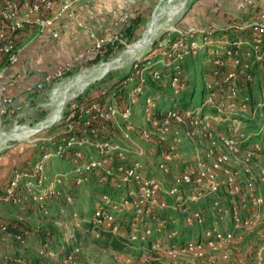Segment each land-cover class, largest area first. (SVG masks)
I'll use <instances>...</instances> for the list:
<instances>
[{
	"label": "built area",
	"instance_id": "obj_1",
	"mask_svg": "<svg viewBox=\"0 0 264 264\" xmlns=\"http://www.w3.org/2000/svg\"><path fill=\"white\" fill-rule=\"evenodd\" d=\"M80 1L63 0L58 13L50 15L55 0H0V64L16 62L17 35L28 27L37 35L46 34L60 47L54 22L64 13L73 17L72 6ZM243 2L246 7L252 6V0ZM127 23V16H122L120 24ZM229 31L236 36L228 38L225 34ZM104 41L93 38L91 50L99 52ZM154 50V61L148 55L143 67L138 62L132 64L124 80L132 86L122 101L114 92L111 100L83 98L68 114L52 121L49 126L56 125L57 134L42 140L53 147L52 151L40 144L36 162L27 170L11 172L0 204L19 210L33 206L46 215V204L57 198L66 182L76 190L94 179L107 191L96 196L89 218L70 215L78 231L81 224L89 225L88 231H82L93 239H100V232L124 237L128 246H139L144 262L151 255H160L172 260L189 258L201 264H244L239 254L233 253L244 238L253 235L260 246L252 264H264L263 198L258 192L264 184V170L255 162L262 141L259 136L264 132V100L261 95L254 102L247 93L254 80L253 69L264 72V10L251 13L247 21L234 19L223 29L171 28L155 42ZM200 53L209 56L211 68L202 80L198 105L160 109L158 95H144L143 73L156 83L162 71L168 73L171 93H181L185 89L182 64ZM81 58L78 55L72 62ZM69 68L70 63H66L43 81L48 83ZM141 96V126H134L131 108ZM10 98L6 86L0 85V116L6 113ZM256 117L258 127L252 132L229 124L237 118L252 121ZM116 118L122 124L120 128L114 126L121 139H100L102 134L114 136L107 126ZM220 123L224 129L217 131L218 126L212 124ZM140 143L153 147L142 149ZM185 145L189 148L187 155L182 151ZM86 147L92 152L84 153ZM52 157L68 158L71 167L46 178L43 168ZM65 201L69 202V197ZM168 210L181 216L182 228H195L196 235L188 240L179 238L176 218L160 216ZM220 224L226 229H220ZM4 231L0 223V233ZM157 233L159 237L153 238ZM10 237L17 244H25L19 236ZM39 248L40 259L50 264L54 252L45 244ZM9 263L22 264L12 257Z\"/></svg>",
	"mask_w": 264,
	"mask_h": 264
},
{
	"label": "rangeland",
	"instance_id": "obj_2",
	"mask_svg": "<svg viewBox=\"0 0 264 264\" xmlns=\"http://www.w3.org/2000/svg\"><path fill=\"white\" fill-rule=\"evenodd\" d=\"M162 1L144 0V5L141 2L137 3L135 1L133 10L126 12L128 23L115 30L113 27L108 26V23L111 24L110 22H106L103 19L102 25L104 30L101 35L99 34L100 37H96L105 40L99 52L91 50V43L87 47V50L82 51L84 57L72 62L73 58L81 54L80 52H75L76 55L68 62L70 63L69 70L64 72L60 77H55L48 83L43 81L44 77L34 78L33 81L27 83L33 84L31 88L29 85L25 87V89L30 88V91L23 89L18 96L10 98L11 102L5 107L6 113L0 116V137L2 138L0 141V160L9 157V155L12 157L8 151L14 148L13 154H16L18 157L22 155V159L19 163H14V165L10 166V170L6 176L0 174V194L5 188L12 171L27 170L39 159L40 144H43L47 150L52 151L53 147L45 144L42 140L57 134V126H49L53 120H56L58 116L63 117V115L68 114L71 109L83 101V98L91 99L99 97L111 100V92H116V96L122 98L132 86L131 83H124V80L131 73L132 64L138 62L140 67H143L144 61L148 59V55L151 59L150 61H154L156 59L153 58L155 54V42L161 40L164 34L171 28L183 29L187 26L192 6L201 0H175L173 3L171 2L169 9L159 21L160 29L154 33L149 43L137 51L129 52L132 47L138 45L147 25L150 23ZM240 12L244 13L245 16L243 17V21H247L251 16L250 10L246 12L242 9ZM119 13L122 14L123 12L120 11ZM237 21L240 22L236 19ZM222 33H216L215 36H220ZM225 35L228 38L236 36L231 31L226 32ZM117 58H120L121 62L114 65L104 76L87 82L85 86H77L76 89L66 90L69 83L76 81L77 78L86 74H93L95 69ZM210 68V58L206 54L200 53L192 58H186L182 64L181 74L185 83V89L175 95L171 93L167 85V72L162 71L161 74L163 76L160 82L156 83L150 81L146 73H143L145 77L144 95H158L156 104L160 109L173 107L183 109L187 106L198 105L203 93L202 80ZM55 71L48 72L47 75L52 76ZM253 75L254 80L248 88L247 93L251 95L254 102L261 95L264 100V72L253 69ZM54 91H57V93H54ZM65 91L67 99L62 105H59V101L66 96L62 94ZM143 98V96L137 98L136 103L131 108L132 116L130 120L134 126H141ZM237 119L235 122L231 121L232 123L230 122L229 124L243 126L248 132H252V130L258 127L259 120L257 117L252 121L242 118ZM113 123V125L109 124L107 128H109V132L111 130L114 136L102 134L99 136L100 139H121L118 129L114 126L120 128L122 124L118 118ZM223 124H227V122ZM223 124L212 125L218 126L217 131H222L224 129L222 127L224 126ZM46 126L49 127L45 128ZM132 137L135 141L134 134H132ZM25 138H27L28 142ZM259 139L262 141L255 162L257 166H260L264 170V132L259 136ZM140 144L142 145V149L151 150L153 147L151 143ZM187 149L189 148L186 145L182 147L185 155L188 153ZM87 152H92V150L86 147L84 153ZM70 167L68 158L58 159L52 157L46 161L43 173L46 178H49L53 174L67 171ZM105 191H107L106 188L98 186L94 179L76 190L71 187L69 182H66L60 189L57 198L52 199L50 203L46 204V215L39 213L33 206L25 205L22 210H19L12 205L0 204V223L19 222L21 227L28 232L27 240L23 245L17 244L10 236L0 233V264H10L9 258L14 255H21L25 264H33L32 261L37 262L40 260L38 251L41 243L33 236L35 231L52 235L55 238L54 248H51L54 252V258L50 261V264H201L189 258L172 260L160 255H151L144 262L141 259L138 245L130 247L126 243L122 250L114 251L104 245L103 239H93L90 234L84 233L82 229L78 231L70 221L71 213H76L79 218L88 219L92 213L96 196ZM258 192L263 198L262 214L264 216V184L259 188ZM66 197H69V202L65 201ZM160 216H174L176 218V228L180 234L179 238L183 240L191 239L197 233L195 228H182L181 216L172 211H164ZM119 221L121 222L122 220ZM219 227L222 230L226 229L225 224H220ZM158 235V233L155 234L153 238L159 237ZM160 240L162 239L160 238ZM164 243L166 244V242ZM259 246L260 241L253 238V235H249L242 244L236 246L233 255L239 254L240 258L244 260V264H252L253 256Z\"/></svg>",
	"mask_w": 264,
	"mask_h": 264
},
{
	"label": "crops",
	"instance_id": "obj_3",
	"mask_svg": "<svg viewBox=\"0 0 264 264\" xmlns=\"http://www.w3.org/2000/svg\"><path fill=\"white\" fill-rule=\"evenodd\" d=\"M62 1L55 0L50 15L58 13ZM135 1L144 5V0H82L74 3L72 6L73 17L68 18L64 13L58 16L54 22L60 33V47L46 34L37 35L34 28H25L17 35L16 62L13 65L0 64V70L3 72V80L0 85L6 86L11 98L16 97L28 85L31 88L33 84L27 83L33 81L34 78L45 77L48 72H53L71 61V58L76 55L75 52H80L79 55L84 57L82 51L87 50L93 38L100 37L103 32V19L111 23H108L109 27L117 29L122 26L120 24L122 16L128 18L126 12L133 10ZM118 8L120 9L118 10ZM242 9L246 12L250 10L251 13L264 10V0H252L250 7H246L243 0H201L192 6L189 23L183 29L208 26L218 29L226 28L234 19L243 21L245 16L240 12ZM120 11L123 13L120 14ZM76 23H80L81 27H77ZM30 88L25 90L30 91ZM14 150L15 148L8 151L12 157L9 155V157L0 160V174L6 176L10 166L21 161L22 155L16 156L12 152Z\"/></svg>",
	"mask_w": 264,
	"mask_h": 264
},
{
	"label": "trees",
	"instance_id": "obj_4",
	"mask_svg": "<svg viewBox=\"0 0 264 264\" xmlns=\"http://www.w3.org/2000/svg\"><path fill=\"white\" fill-rule=\"evenodd\" d=\"M114 95L115 96L117 95L116 92H114ZM248 95L251 97V95L249 93H248ZM123 96H122V98H120L119 96H116V97L118 100L122 101ZM1 193H2V191H1ZM1 223L3 224V226L5 228V231H4L5 234H7L9 236H19L21 239L24 240V242H26L28 232L21 227V224L19 222H13V223L12 222H5V223L1 222ZM81 227L83 230L88 231V229H89V225L86 223L81 224ZM33 234H34L33 236H35L36 240L40 241V243H41L40 245L45 244L46 248L48 250H51L52 247L54 248L55 238L52 235H49V234L47 235L45 233L42 234V233L37 232V231H35ZM102 239L104 241V245L107 248L114 250V251H120L126 245V240L124 237H121L118 235L113 236V235L109 234L108 232H100V240H102ZM11 257L13 259H19L22 264H25L24 259L22 258L21 255H14ZM32 263L33 264H45V262L42 259L38 260L37 262L32 261Z\"/></svg>",
	"mask_w": 264,
	"mask_h": 264
},
{
	"label": "bare ground",
	"instance_id": "obj_5",
	"mask_svg": "<svg viewBox=\"0 0 264 264\" xmlns=\"http://www.w3.org/2000/svg\"><path fill=\"white\" fill-rule=\"evenodd\" d=\"M163 1L161 2V5L157 8L150 23L147 25V28L142 38L140 39L138 45L132 47L129 50V52L137 51L141 47H144L145 45H147L149 41L152 39L154 33L160 29L159 21L162 19V17L165 15L167 10L169 9L171 2L173 3V1L175 0H163ZM120 62H121V59L117 58L111 62L101 65L99 68L95 69V72L93 74L92 73L86 74L85 76L77 78L76 81L69 83L66 90L76 89L77 86H85L87 82L93 81L97 78L104 76L106 73H108L113 68L114 65ZM54 93H57V91H54ZM62 94L66 95V91ZM66 99H67V95L65 96L64 99L59 101V105H62ZM1 139L2 138L0 137V141Z\"/></svg>",
	"mask_w": 264,
	"mask_h": 264
},
{
	"label": "water",
	"instance_id": "obj_6",
	"mask_svg": "<svg viewBox=\"0 0 264 264\" xmlns=\"http://www.w3.org/2000/svg\"><path fill=\"white\" fill-rule=\"evenodd\" d=\"M58 116V115H57ZM54 121V120H53Z\"/></svg>",
	"mask_w": 264,
	"mask_h": 264
}]
</instances>
